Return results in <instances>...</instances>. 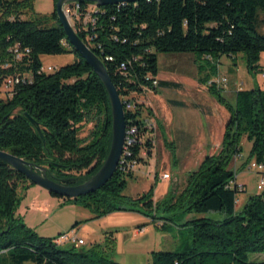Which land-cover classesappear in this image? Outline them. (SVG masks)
<instances>
[{
    "label": "trees",
    "instance_id": "1",
    "mask_svg": "<svg viewBox=\"0 0 264 264\" xmlns=\"http://www.w3.org/2000/svg\"><path fill=\"white\" fill-rule=\"evenodd\" d=\"M56 1L50 16L24 19L33 11L34 0H0V64L9 58L8 49L13 44L30 51L22 62L6 70L0 68V84L6 75L31 77L17 86L11 100H0V151L44 168L55 183L76 186L94 176L107 157L111 113L100 79L67 41L54 13ZM89 5L80 4L83 9ZM261 15L264 0H142L96 7L91 12L94 24L87 23L85 29L74 25L83 42L87 35L93 38L90 49L103 62L120 99L145 89L179 88L162 81L152 85L157 56L188 53L200 61L198 84L205 86L229 115L220 151L206 156L196 170L187 173L179 193L169 190L160 203L153 202V187L136 198L126 197L123 191L133 174L116 170L94 193L63 199L65 204L92 214L84 223L114 212H136L165 230L171 219L158 218L159 207L169 216L176 208L187 215L218 213L217 219L192 218L176 225L191 229V244L180 251L153 252L151 264H264V187L237 209V192L228 186L236 176L230 163L236 157L241 159L243 137L251 143L247 162L254 159L264 165V89L256 85L241 89L230 102L211 82L222 56L243 54L248 73L254 76L260 71L258 61L264 52ZM63 54H72V63L51 74L40 72L41 56ZM121 64L126 67L124 72ZM136 105L133 113H125L126 124L129 118H140L141 105ZM86 123H93V127L87 138L81 139L78 134ZM145 145L153 147L148 139ZM138 150L136 145L132 148V158H139ZM151 152L148 150L147 159ZM171 156L175 161L173 150ZM28 186L33 185L0 161V264H118L99 244L87 250L64 248L54 243L56 238L40 237L28 228L15 214L20 204L17 190ZM113 244L114 240L108 239L105 246Z\"/></svg>",
    "mask_w": 264,
    "mask_h": 264
},
{
    "label": "rangeland",
    "instance_id": "2",
    "mask_svg": "<svg viewBox=\"0 0 264 264\" xmlns=\"http://www.w3.org/2000/svg\"><path fill=\"white\" fill-rule=\"evenodd\" d=\"M50 4L51 0H34L33 11L26 13L22 18L33 19L36 15L46 17L50 16V14L53 12ZM95 8L96 7H94V9ZM261 19H263L264 23V15H261ZM51 24L52 22H49L48 26H50ZM261 32L264 33V24L261 28ZM191 56L192 54L188 53L159 54L157 56V74L162 77H169L172 75L171 77L173 78L171 79H174L173 81H178L182 85L183 90L172 89L170 91H167L168 95L173 98L185 99L183 94H189L188 91L192 89V85L189 79H195L196 65L197 62L199 63L200 61H197L196 59V64L193 63V59ZM40 59L44 67L51 65L60 68L66 64L72 63L74 58L72 54H63L56 56H41ZM220 63V72L226 75V77H228L229 81L233 83V85H237L243 90H249L255 86L253 84V78H255V80L257 81L256 83L259 85L260 83L263 84L264 82V80L259 76L260 73H258L261 72V70H263L262 72H264V52L260 54L258 61L260 71H257L254 76L248 73L243 54H237L233 56V59L227 56H223ZM228 64H230V68L234 70V73L231 75L227 73ZM3 78L4 77H2L1 79L3 80ZM223 95L228 101L231 102L230 98H228L224 93ZM130 97L138 103L141 102L143 105H145L144 101L146 103L149 101V99L146 100V96H143V98L140 96L134 97V94H131ZM0 100H5V95L1 84ZM92 127L93 123L84 124L79 131L78 137L81 139L87 138ZM172 144L175 147V144L172 141H169L168 138L163 142L162 137L158 135L156 137L154 149L151 152L149 158L146 160V162L140 165L142 167H150L156 174H167L169 176L170 187H168L169 182L165 183L163 180L160 181L156 186H154V181L150 178L151 176L148 177L146 175L143 178L142 176L138 175V177L134 179L127 180L126 187L123 191L124 196L129 198H136L146 193L150 187H153L155 196L158 198V200L153 199V202L159 201L160 203L163 200L162 196L167 191L171 190L172 192L179 193L183 189L187 172L194 171L198 167L200 161L202 160V157L193 158L195 159V161L192 162L190 161V157L184 156L185 154H183V151L180 149L177 151V155H175L176 153L174 154L176 161L175 162L172 160V156L170 155V151L174 150L173 148L171 150L169 147L172 146ZM241 147V159H233L232 162L234 164L236 163V166H233L231 162L230 168L234 169L236 175H238V180L246 185L248 193H259V191L256 189V185L258 180L263 177L264 174H257L256 172L249 169L250 164L252 162H255V160L252 159L247 162V157L251 149V143L248 142L245 137H243L241 140ZM174 162L176 166H174ZM177 171L178 173H176ZM135 173H133V175ZM32 187H34V185L26 187L25 190L18 188L17 191L20 197V204L15 214L22 220L25 225H38L39 228L37 232L32 229L38 236L57 239L60 235L70 233V231L75 228H72L75 223H78V225L84 223V221L78 222L80 221L77 218L79 216H75V214L71 213L70 210L72 209H70L68 207L69 204H65L64 201L60 202V205L52 206L50 208L46 207L44 196H48V198H50L49 195L46 194L47 192L42 190L40 191L41 194H39L37 189H34ZM244 187L245 186H243V188ZM29 188L31 189V191H29ZM248 193L247 195L238 196V203L236 204L237 209L242 208L243 205L247 202V199L249 198ZM53 198H56L54 199L56 201L62 199L57 197ZM32 202L34 203L31 204ZM162 209L163 207H159V209H157V217L162 218L164 216H167L169 217V219H171V224L169 223L167 225V229L165 230L160 229L155 221L153 222L150 218H147L139 213L114 212L100 218L101 227L96 229L97 236H94L96 234L90 236V238L85 241V244L80 246L79 248L84 250L89 249L92 246H90L89 241L92 242L94 240L93 237L97 239V237L102 236L103 241L99 245L102 246V250L105 252L106 256L114 262L118 264H151V253L158 251H180L181 249H183L184 245L189 246L191 244V229L188 227L179 228L176 225H181L185 220L192 218L206 217L209 219H217L219 217L218 213L213 212L207 214L191 213L187 215L181 213V209L179 208H176V210L174 209V211L170 213L171 216H169V213H165ZM77 210H79V212L82 211L86 214H91L87 209H84L82 207ZM19 213H21L22 216H20ZM142 228L143 232L135 236L134 233L139 232V230H141ZM100 229H102V233L100 232ZM108 239L114 240V244L111 248L106 247L108 245ZM62 247L66 248L69 246L64 245ZM255 257L253 256L251 258ZM23 264L34 263L25 262Z\"/></svg>",
    "mask_w": 264,
    "mask_h": 264
},
{
    "label": "crops",
    "instance_id": "3",
    "mask_svg": "<svg viewBox=\"0 0 264 264\" xmlns=\"http://www.w3.org/2000/svg\"><path fill=\"white\" fill-rule=\"evenodd\" d=\"M50 7H52L53 9V0H51ZM191 57L193 59L192 60L193 63L196 64V57L193 54ZM222 58L223 56L220 57L217 61V75L211 80V82L212 81L215 82L217 88H219L222 91V94L224 93L228 98L231 99V102H234L236 92L241 90L242 88H239L237 85H233V83L229 81L228 77H226V75L220 72V64H221L220 62ZM230 67H231L230 64H228L227 73L229 75L234 73L233 72L234 70H232ZM171 76L162 77L159 74H157L155 76V79L162 82L176 84L179 86V88L175 89L168 87H159L157 89V92H153L151 90L145 89L142 91L141 94H134V97L140 96L143 98V96H146V100L149 99L147 103L144 101L145 105H143L140 102L142 109L139 117L142 118L144 115L149 114L150 117H152L153 119L155 118L154 120H156V129L154 130V134H153L154 146H155L156 137L159 135L160 137H162L163 142L168 138L169 141H172L175 144V147L173 146V144L171 146L174 149L173 153L174 154L176 153L175 155H177V151L181 149L183 151V154H185L184 156H189L190 161L192 162L195 161V159L193 158L202 157L203 160L206 156L216 155L220 151L224 128L229 118L228 112L223 106L218 104L207 93L205 86H201L198 84L197 80L199 76H198L197 65H196L195 79L194 78L192 80L189 79L192 85V89L188 91L189 94L186 93L183 94L185 99L182 98L176 99L168 95L167 91H170L172 89L183 90L181 83H179L178 81H173L174 79L172 80L171 78L173 77ZM259 76L261 77V74ZM223 78L227 80L226 84L219 85L217 81ZM261 79L263 78L261 77ZM256 82L257 81L255 80V78H253V84L258 86L260 89H264V82L263 84L260 83V85L257 84ZM171 153L172 151H170V155ZM202 160L200 161L199 165L201 164ZM175 162H174V166H176ZM232 164L234 166L236 163L234 164L232 162ZM176 173H178V171ZM138 175L142 176L143 178L146 175L148 177L151 176L150 178L154 181L153 182L154 186H156L162 180L165 183L169 182V178L162 179V175L154 173L153 169H151L150 167L140 166L137 172L133 175L132 179L138 177ZM236 178H237L236 181L241 183L238 180V175H236ZM241 184L245 186L244 192L241 195H247L248 191L246 185L244 183ZM168 187H170V182ZM32 188L37 189L39 194H41L40 191L44 190L37 186H34ZM29 191H31V189ZM167 192L162 196L163 199L167 194ZM46 194L49 195L50 197L48 198V196H44L45 205L48 208L52 206L60 205V202H63V199H59L56 201L54 200L56 198L50 196L48 192ZM248 194L249 196L253 195L252 193L251 194L248 193ZM153 199L158 200V198L155 196V191H154ZM33 203L34 202H32L31 204ZM68 207L72 209L70 210L71 213L75 214V216H79L77 217L78 220H80L78 222L88 220L92 217L91 214H86L85 212L82 211L79 212V210L77 209H80V207L78 206L68 205ZM19 215L22 216L21 213H19ZM26 225L27 227L33 229L36 232L39 228L38 225H30V224H26ZM100 227H101V220L96 219L86 223H81L71 231L76 232L78 238H81L85 243V241L88 240L90 236L96 234V229ZM100 232L102 233V229H100ZM138 234L139 232L134 233L135 236ZM94 236H97V234ZM93 238L94 240L92 242L89 241L90 246L93 244H101L103 241L102 236L97 237V239L95 237Z\"/></svg>",
    "mask_w": 264,
    "mask_h": 264
},
{
    "label": "water",
    "instance_id": "4",
    "mask_svg": "<svg viewBox=\"0 0 264 264\" xmlns=\"http://www.w3.org/2000/svg\"><path fill=\"white\" fill-rule=\"evenodd\" d=\"M142 0H57L55 3L54 13L62 26L64 34L69 44L77 51L85 62L90 66L96 76L103 84L110 105L111 113V142L107 157L101 168L86 182L76 186H63L51 181L46 176V170L36 167L25 160L13 156L7 152L0 151V161L6 163L11 169L25 177L32 185L46 190L49 194H54L62 199H75L94 193L103 187L116 172L117 166L122 155L126 119L123 110V104L120 97L112 84L109 75L104 67L103 62L84 44L76 35L68 18L64 14V5L70 3H88L95 7H104L110 5H120L127 3H136ZM34 124V121L30 119ZM39 134L40 131L38 130ZM42 138V136L40 135ZM43 141V138H42ZM44 142V141H43Z\"/></svg>",
    "mask_w": 264,
    "mask_h": 264
},
{
    "label": "built area",
    "instance_id": "5",
    "mask_svg": "<svg viewBox=\"0 0 264 264\" xmlns=\"http://www.w3.org/2000/svg\"><path fill=\"white\" fill-rule=\"evenodd\" d=\"M94 5H89L86 8H81L80 4L78 3H70L64 5V14L68 18L70 24L74 29V25L81 26L85 29L87 23L94 24L93 19L91 18V12L94 10ZM93 38L89 35L86 36V42L84 44L90 49L92 44ZM91 46V47H90ZM99 49V47H98ZM91 50V49H90ZM30 51L26 48L23 49L19 46V44H13L8 49L9 58L5 60L3 63L0 64L1 69H8L9 67L13 66V64L22 62L23 58H26L29 55ZM107 61H111V58H107ZM58 70L56 66H46L42 65L40 72L45 74H51ZM120 70L125 71L126 67L124 64L120 65ZM261 77L264 79V72L261 74ZM30 75L28 74H12L4 76L3 80L1 81V85L3 87L5 100H11L13 95L15 94V89L20 84L25 83L26 81H30ZM226 79L223 78L217 83L219 85H225ZM153 86L157 85V80L154 79L152 82ZM131 96V95H130ZM130 96L122 97L120 100L123 104L124 114L128 112H134L137 105ZM137 104H140L137 102ZM138 108V107H137ZM140 110L142 108H139ZM128 124L125 127V137H124V144L122 155L120 158V162L117 166V169L121 174H133L135 173L142 161L147 160L148 150L152 151L154 148V130L156 129V122L155 120L149 116V114L144 115L142 118H133L127 119ZM148 139L150 144L153 147H149L145 145V140ZM148 142V141H147ZM138 146V159L132 158V148L134 146ZM239 158L236 157L234 160H238ZM252 171L256 172L257 174L264 173V165L259 164L257 162H252L250 164V168ZM169 176L167 174L162 175V179H168ZM231 188H234L237 192V197L235 200V204L238 203V196H240L244 192V188L242 184H239L236 181V176L234 180L229 182ZM264 187V177H261L256 185V189L261 192ZM143 232V229L139 230V233ZM54 243L58 246H73L75 248H79L80 246L84 245V241L81 238H78L76 232L70 231V233L60 235L57 239L54 240Z\"/></svg>",
    "mask_w": 264,
    "mask_h": 264
}]
</instances>
